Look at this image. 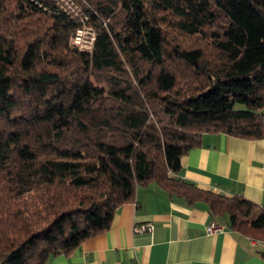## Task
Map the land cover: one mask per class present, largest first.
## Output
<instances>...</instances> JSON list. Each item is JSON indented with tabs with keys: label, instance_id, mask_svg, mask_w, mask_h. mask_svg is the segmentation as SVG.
<instances>
[{
	"label": "trees",
	"instance_id": "16d2710c",
	"mask_svg": "<svg viewBox=\"0 0 264 264\" xmlns=\"http://www.w3.org/2000/svg\"><path fill=\"white\" fill-rule=\"evenodd\" d=\"M86 2L0 0V264L68 254L151 182L264 234V210L179 174L205 132L261 136L264 0Z\"/></svg>",
	"mask_w": 264,
	"mask_h": 264
},
{
	"label": "crops",
	"instance_id": "0c3cea01",
	"mask_svg": "<svg viewBox=\"0 0 264 264\" xmlns=\"http://www.w3.org/2000/svg\"><path fill=\"white\" fill-rule=\"evenodd\" d=\"M260 112V137L205 132L180 161L185 180L249 200L251 218L264 210V105ZM143 223L151 230H135ZM211 223L220 228L209 233ZM45 264H264V234L234 231L226 217L211 216L206 203L187 204L151 182L116 208L106 230Z\"/></svg>",
	"mask_w": 264,
	"mask_h": 264
},
{
	"label": "rangeland",
	"instance_id": "374dc122",
	"mask_svg": "<svg viewBox=\"0 0 264 264\" xmlns=\"http://www.w3.org/2000/svg\"><path fill=\"white\" fill-rule=\"evenodd\" d=\"M59 9L74 17L75 19L84 18V15H87L88 5L86 0H51ZM87 17V16H86ZM81 32L76 33V31L71 34L70 41L76 44L80 48V44H84L89 38L95 36L94 27L91 24H88V19L82 20ZM77 35L79 38H74V35ZM186 39V38H185ZM188 40V38H187ZM190 43V42H189ZM82 49V48H81Z\"/></svg>",
	"mask_w": 264,
	"mask_h": 264
},
{
	"label": "built area",
	"instance_id": "2783aa9c",
	"mask_svg": "<svg viewBox=\"0 0 264 264\" xmlns=\"http://www.w3.org/2000/svg\"><path fill=\"white\" fill-rule=\"evenodd\" d=\"M81 30H82L81 28L77 29L76 30V33L81 32ZM74 38L78 39L79 37L75 34L74 35ZM93 41H94V36L91 37V38H89L84 44H80L79 45L80 46V49L82 48V49H85V50H89L92 47ZM151 228H152V226L149 223H147V224H144L143 223V224H140L138 226H135V230H137V231H141V230H151ZM219 228L220 227L218 225H216L214 223H211V224H209L207 230H208L209 233H212V232H214L215 230H217Z\"/></svg>",
	"mask_w": 264,
	"mask_h": 264
}]
</instances>
